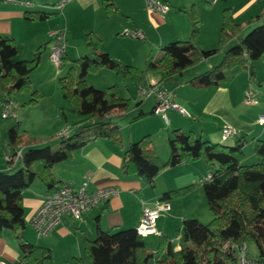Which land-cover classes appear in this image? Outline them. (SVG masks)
I'll list each match as a JSON object with an SVG mask.
<instances>
[{"label":"crops","instance_id":"crops-1","mask_svg":"<svg viewBox=\"0 0 264 264\" xmlns=\"http://www.w3.org/2000/svg\"><path fill=\"white\" fill-rule=\"evenodd\" d=\"M58 1L0 0V35L9 36L15 41L17 48L15 59H31L37 48L44 44L40 63L30 74L32 88L41 94V98L34 104H27L29 110L25 108L19 116L26 118L25 116L29 114L30 118L33 115L39 121L46 120L47 126L49 125L46 128L48 133L42 139H35L26 138L19 132L23 143L17 148H22V151L30 146L42 145L48 141V138L57 136L63 130L64 123L69 126L81 119L74 116V120L69 122V119L64 121L60 117V109L63 106V97L57 85L60 71L51 73L50 88H45L49 80L43 75L44 73L41 74V71L51 61L52 43L49 37L51 30L64 31L66 46L62 58L63 65L69 56L72 57L71 59H76L81 54H88V50L80 51L79 46H75V42L86 31L94 32L101 40L102 51L120 63L132 65L138 72L143 73V80L138 83L137 89L152 83L156 84L160 78L158 72H145L147 63L154 58L153 49H156L154 55L157 57L160 54L156 51L164 44L188 37L191 19L185 12L187 7L190 8L189 12H196L201 20L198 34L201 48L205 50L215 48L219 38L222 11L217 7L216 2L209 4L205 0H199L196 4V0H164L169 9L162 15L147 10L144 0H112L118 10L113 14L104 11L103 0H71L59 10L54 7ZM227 1H230L232 18L241 24L244 32L251 27L248 25L251 18L264 13V0H239L235 5L234 0ZM26 11H43L55 15L44 21H29L24 17ZM207 12L212 19L210 29L206 31V19L203 14ZM124 29L142 32L144 40L127 38L122 34ZM135 41H142L144 45L133 50L129 46L136 43ZM219 60L220 55L215 54L200 61L189 72L201 73ZM253 67L254 76L251 80L248 71L237 67L228 70L225 79L217 84L187 82V76L182 78L181 83L168 81L162 85V88L167 92L175 93L172 101L182 111L169 108L164 115L156 114L153 112L156 105L154 98L151 114L160 116L164 124H169L168 128L190 132L193 137L214 144L231 147L240 141L244 152L243 163H256L259 159L255 154V147L257 141L264 139V124L257 122L258 116L264 113V56L260 57ZM245 89L252 91L256 98L255 104L244 103ZM22 97L24 103L30 99L28 93ZM14 102L16 104L15 100ZM2 103L3 95L0 92V171H5L11 167L5 156L14 149L6 141L7 130L12 124L6 121L7 118H1ZM167 112H170L171 120L168 119ZM175 115L178 117H174ZM224 127L232 128L235 135L224 139L221 133ZM168 137L169 135L163 139L160 136L156 139L151 134L152 148L162 162L168 159L170 153ZM125 148L126 144L123 141L121 147H118L108 139H97L74 150L71 157L52 166L54 177L63 183L77 188L84 180H88L89 190L112 186L117 189V194L107 202L84 212L78 220L65 217L62 223L56 225L43 237L30 233L31 229L35 232L30 219L46 194L53 189L46 190L39 181L34 180L24 190L20 201L25 220V227L21 232L24 239L31 244L49 248L56 264H69L72 257H83V239L95 238V221L98 216L103 230L135 229L143 208L153 207L163 192L195 184V188L184 197L166 201L170 204V209L162 213L156 222L159 235H148L143 238L147 250L149 247L145 240L150 239L154 243V246L150 247L151 252L156 251L160 235L169 238L173 251L180 249L185 241L181 232L176 230H180L182 220L194 217L200 221L199 210L206 209V200L200 185V180L208 174L204 162L195 160L165 168L156 175L154 186L150 187L137 175L122 174L121 163ZM19 259L20 251L13 234L7 229L0 230V261L5 264H17Z\"/></svg>","mask_w":264,"mask_h":264},{"label":"trees","instance_id":"trees-1","mask_svg":"<svg viewBox=\"0 0 264 264\" xmlns=\"http://www.w3.org/2000/svg\"><path fill=\"white\" fill-rule=\"evenodd\" d=\"M102 4L107 14L118 12L112 0H103ZM53 15L55 13L43 11L24 13L29 21H44ZM189 16L188 37L167 43L160 49V55L147 63L145 72L159 73L156 84L160 89L168 81L181 83L186 76L187 82L217 84L225 79L228 70L237 67L248 71L249 79H253V64L264 56V13L251 18L248 21L251 27L242 35L243 27L232 18L230 8H224L217 45L208 50L198 43L199 16L194 11L189 12ZM84 39L88 54L71 60L66 73L57 79L60 94L68 105L67 111L81 119L69 125L71 128L66 137L56 136L60 140L54 148L48 141L39 147H27L14 165L0 171V230L7 229L13 234L20 251L17 264H56L49 248L31 244L21 234L25 227L20 204L24 190L34 180L39 181L46 190L67 185L54 177L52 166L68 159L74 150L91 141L108 139L121 147L120 130L112 118L114 112L126 110L130 100L118 96L117 85L108 87L105 93L88 85L86 76L108 68L124 83L127 79L136 83L143 80V73L134 66L120 63L102 51L101 40L94 32L86 31ZM43 47L44 44L40 45L31 59L16 60L15 41L9 36L0 35V92L3 102L14 100L19 93L29 94L27 104H34L41 98V94L32 88L30 74L40 63ZM215 54L220 55L218 63L201 73L190 74L192 67ZM143 116L145 114L140 113L133 121ZM60 117L67 120L64 108L60 109ZM19 132V121L7 130L6 141L12 149L23 143ZM168 144L169 157L162 162L152 148L150 134L129 143L122 155V174L137 175L153 187L156 175L163 169L202 160L210 174V179L200 185L212 214L211 220L202 224L194 217L184 218L177 231L181 232L185 244L173 251L169 238L160 235L156 251L151 252L145 248L143 238L136 234L135 229L103 230L98 216L95 238H84L82 242L84 255L89 262L83 257L74 256L69 264H148L155 257L153 264H236L231 250L223 248L226 242L237 245L252 243L256 249L255 257L264 262V139L257 141L255 154L259 161L253 164L243 163L244 152L240 141L230 147L195 138L181 129H173ZM195 186L189 184L165 191L159 201L180 199Z\"/></svg>","mask_w":264,"mask_h":264},{"label":"built area","instance_id":"built-area-1","mask_svg":"<svg viewBox=\"0 0 264 264\" xmlns=\"http://www.w3.org/2000/svg\"><path fill=\"white\" fill-rule=\"evenodd\" d=\"M71 0H59L55 5V9H61L67 2ZM209 4H214L217 0H205ZM145 7L149 11H155L164 15L169 6L164 0H144ZM122 34L124 36L144 40V34L137 30L124 29ZM50 42L52 43V51L50 53V60L58 67L62 64V58L66 46V39L64 31L54 29L49 32ZM137 96L141 99L153 96L156 100V105L153 110L156 114H163L169 109L181 110L172 99L175 96L174 92H167L164 89L152 83L147 87H140L137 91ZM243 101L246 104H255L256 98L251 90H245ZM1 118L3 119H17L16 104L14 100H9L2 103ZM258 124H264V113L260 114L257 118ZM70 126H66L58 136L66 137L69 133ZM222 137L228 138L235 135L232 128H222ZM22 155V148H16L12 153L5 156V160L9 165H14ZM210 174L200 180V182L208 181ZM117 194V189L112 186L96 188L89 190L88 180H84L82 184L75 188L71 185H62L57 189L52 190L46 194L41 205L35 210L30 219V223L34 228L37 237L45 236L56 225L62 223L65 217L73 220L81 218L82 214L91 210L105 202ZM170 209V204L166 201H157L153 207H144L142 210L141 218L137 224L135 231L136 234L144 238L148 235H159L156 229V222L162 213ZM224 249H229L233 253L236 264H264L256 257L247 255V246L245 243L233 244L226 242L223 245ZM0 264H5L0 261Z\"/></svg>","mask_w":264,"mask_h":264},{"label":"rangeland","instance_id":"rangeland-1","mask_svg":"<svg viewBox=\"0 0 264 264\" xmlns=\"http://www.w3.org/2000/svg\"><path fill=\"white\" fill-rule=\"evenodd\" d=\"M199 0H196V4H198ZM202 1V0H201ZM239 0H234L235 3H233L234 5L237 4ZM229 2L230 1H224V0H217L216 1V5H218L217 7H219L221 9V11L228 7L229 8ZM189 7H187V9H185L186 14H189ZM205 17V30L207 31L208 28L210 29V24H211V19L212 16L209 15V12L204 13L203 14ZM244 31H242V35H244ZM199 36V35H198ZM127 37V36H126ZM128 38V37H127ZM131 39V38H130ZM78 40V39H76ZM136 43H134L133 45L129 46L131 47L133 50L141 48V45H144V42L142 41H135ZM218 42V41H217ZM199 43V42H198ZM166 44H164L163 46H165ZM217 45V44H216ZM75 46H79V50L80 51H86L87 46L85 43V39H84V34L82 35L81 38H79V40L77 42H75ZM128 46V45H127ZM162 46V47H163ZM151 48H154V46H150ZM161 47V48H162ZM160 48V49H161ZM156 49H153V56L152 57H156V55H154ZM159 52V54L161 53L160 50L156 51ZM149 53V52H148ZM81 56H83L81 54ZM78 56V57H81ZM72 57L69 56L68 60L66 63H64L63 66L58 67L56 64H54L53 62H49L48 65H46L45 69H43V71H41V74L45 75L48 77L49 83L47 85H45V88H50V76L51 73L54 71H60V76H63L68 67L71 66V60H74L75 58L71 59ZM86 82L88 85L93 86L99 90L105 91L108 87L113 86V85H117V93L118 96L121 98H125V99H129V106L126 110L121 109V111H116L114 112V117L112 118V121L114 124L118 125L119 130H120V134H121V138L123 143L126 144V147L129 143H132L136 140H138L139 138H141L143 135L146 134H151L157 139L158 137H163V139L166 138V136H168L170 134V132L173 130V128H168L169 124L166 125L164 124L162 118H160V116H156L155 114H151V111L153 109V101H154V97H146L144 99H139L137 96V91H138V83L133 82L131 79H127L126 82L124 83L122 80H120L119 76L111 69L108 68H103L98 70L97 72L94 73H90L86 76ZM147 87V86H146ZM59 92V91H58ZM27 93H19L17 95L14 96V100L16 101V108H17V114H18V118L16 120L13 119H6L7 122H9L10 124H14L16 121L20 122V133L24 134V136L26 138H32L34 137L35 139H42L48 132H46V128L49 127V125L47 126L46 120H37L36 117H33V115L29 116L26 115V118H22L23 116L21 115V117L19 116V113H21L25 108H29L27 107V102H23V97L22 96H26ZM59 94V93H58ZM60 96V95H59ZM106 97L109 98V95L106 94ZM63 100V106L62 108H64V110L67 112V119H69V122H72L74 120V115L70 114L67 111L68 105L67 102L65 101V99ZM141 101V102H140ZM139 105H137V103H139ZM29 110V109H28ZM140 113L145 114V116H143L142 118H139L138 120L133 121V119L137 116L140 115ZM178 114V113H176ZM167 116L168 119L171 120V114L170 112H167ZM20 117V118H19ZM174 117H178V116H174ZM66 127V124L64 123L63 125V129ZM60 140V137H52V138H48V143H50L51 146L57 144ZM35 146H41V145H35ZM160 186V185H158ZM177 200V199H176ZM200 213V221L202 224H206L208 223L211 218H212V214L210 213V211L208 210L207 204H206V209H204L202 211L199 210ZM31 234H33L34 236H36L35 232L31 229L29 230ZM177 232V230H176ZM146 245L149 247L148 251H152V249H150V247L154 246V243H152V241L149 240H145ZM247 255L250 257H255L256 255V249L255 246L252 243H247ZM157 249V247H156ZM83 258L86 262H89V259L83 255ZM154 261V259L150 260L148 262V264H152V262Z\"/></svg>","mask_w":264,"mask_h":264}]
</instances>
